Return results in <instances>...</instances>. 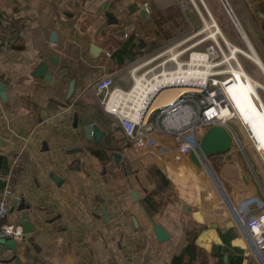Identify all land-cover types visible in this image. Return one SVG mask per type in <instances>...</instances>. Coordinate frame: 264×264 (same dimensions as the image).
<instances>
[{"label":"crops","instance_id":"0c3cea01","mask_svg":"<svg viewBox=\"0 0 264 264\" xmlns=\"http://www.w3.org/2000/svg\"><path fill=\"white\" fill-rule=\"evenodd\" d=\"M227 1L255 20L246 23L251 35L240 24L264 49V11L257 21L252 7L264 0ZM207 10L216 19L208 0H0V137L10 142L0 174L14 165L5 221L28 213L35 226L16 249H2L0 264H256L220 204L264 205V180L240 145L230 158L207 156L212 176L194 163L138 155L93 90L108 75L132 89V62L152 44L193 31L198 19L203 27ZM42 64L49 80L34 75ZM253 103L251 116L234 111L264 159V102L261 110Z\"/></svg>","mask_w":264,"mask_h":264},{"label":"built area","instance_id":"2783aa9c","mask_svg":"<svg viewBox=\"0 0 264 264\" xmlns=\"http://www.w3.org/2000/svg\"><path fill=\"white\" fill-rule=\"evenodd\" d=\"M222 3L232 17L223 1ZM230 8L235 15L231 6ZM53 45L56 43L54 42ZM203 52L209 53L208 58L212 62L219 56V53L225 57L223 46H217L214 42ZM227 65L229 66L228 63ZM230 78L231 74L228 77H224L223 74H211L206 82L201 84V91L183 93L175 103L156 108L146 116L145 112L138 113L129 108L130 106H126L124 111L117 112H110L106 109L107 99L117 89L112 76L108 75L97 80L93 85V90L101 98L105 111L115 117L135 153L169 156L182 164H195L191 155L192 153L197 154L201 149V137L206 129L212 124H228L229 120L237 118L225 94V85L228 84ZM227 108L229 110L226 113ZM160 133L171 138L173 144L169 145L158 140L157 134ZM200 163L207 174L212 176L208 157L200 158ZM13 167L14 165L8 172L0 174V252L3 249L1 239H13L17 245H21L26 235L21 223L5 221L11 211V200L14 195ZM220 204L232 220L241 227L247 241V251L256 264H264V205L256 209L254 208L255 200L237 203L228 198L220 199Z\"/></svg>","mask_w":264,"mask_h":264},{"label":"rangeland","instance_id":"374dc122","mask_svg":"<svg viewBox=\"0 0 264 264\" xmlns=\"http://www.w3.org/2000/svg\"><path fill=\"white\" fill-rule=\"evenodd\" d=\"M208 3L210 7L212 8L215 14L216 20L219 23L221 29L223 30L228 40H230L231 43L248 51V47H247L245 39L243 38L238 27L235 25L232 17L227 12L222 1L221 0H208ZM240 4L242 5L244 12H246V14L249 16L250 15L249 10H251L250 7L249 9L248 8L246 9L245 8L246 6L244 7L243 3L240 2ZM232 6L234 7V5ZM252 7L253 9L255 8V15L258 18V19L257 18L255 19L259 21L260 18L258 16V12L264 11V1H261V3L259 4H257V2L253 3ZM234 9L237 12L236 15L239 21L241 22V24L243 23L242 25H244L247 28V30L249 31V35H251L249 27L246 24L247 21L250 20L251 17H245L244 15L240 16L239 11L235 7ZM207 20L209 19L207 18ZM251 21H255V20L251 18ZM200 29H202V24L198 19L197 21H195V28L193 31L179 34L178 36H174V38L168 41H163V42L160 41L159 44L158 43L152 44V46H150L149 49L144 50L142 54L138 57V59H136L130 65V70L134 71L135 78L137 79L138 76H144L146 78L144 80L145 82L148 79L153 78L155 75H159L160 73H163L164 70H166L167 72L176 70L178 65L175 60H170V58L177 52H182L178 55L179 59L186 62L190 59L191 52L205 51L206 48L210 44H213L212 39H208L207 41L197 45L196 47H191L195 42L199 41L201 38H203L204 36L208 34V32L198 33ZM252 42L254 44L256 43L254 42V40ZM161 43L163 45L159 47ZM222 44H223L222 46H223V52L225 54V57L226 56L228 57L231 53V50L228 47H226L224 43ZM257 46L258 48L256 47L255 48L257 52L259 53V55L261 56V58L264 60V49L259 43H257ZM227 48L229 49V53H228ZM238 58H239L238 59L239 63L244 67V69H246L249 75L253 79L264 84V74L262 70L254 62L248 59L246 56L242 54H238ZM223 59H224V56L219 53V56L213 62H216V61L219 62ZM231 61L234 67L238 66L237 62L233 60ZM227 63H224L220 67H215V69L228 70L230 67L227 65ZM200 69H202V66H200ZM223 76L228 77L230 76V73H225L223 74ZM225 93H226L227 98L231 102V106L233 110H236V112L240 113L242 109H245L246 112L251 116L252 110H253L252 104H254L253 100L256 106H258L261 110V107L257 99L254 97L249 86L243 80V78H241L238 75L231 74V78L229 79L228 84L225 85ZM259 95L264 102V90L263 89H259ZM228 110L229 109L227 108L225 112L227 113ZM231 123L234 126V128L238 131L239 133L238 135H240L239 137L242 140V144L244 146L245 152L252 164V167L255 173L258 175V179L264 180V159L261 156L260 152L256 149L253 140L249 136L250 134L249 131L245 128L244 124H242L238 115H237V118L231 119Z\"/></svg>","mask_w":264,"mask_h":264},{"label":"bare ground","instance_id":"6f19581e","mask_svg":"<svg viewBox=\"0 0 264 264\" xmlns=\"http://www.w3.org/2000/svg\"><path fill=\"white\" fill-rule=\"evenodd\" d=\"M209 10H207L209 20H206L204 28L202 27V31L208 32V34L199 41L195 42L191 47H196L208 39H212L213 42L217 44V46L222 47V43H224L226 47L231 50V53L228 57H224L223 60L217 63H212V61H210L208 58V52L195 51L192 53L191 58L184 62L183 60L179 59L178 56L182 52H177L170 58V60L176 61L178 65L176 70L168 72L164 70L163 73L155 75L153 78L148 79L145 82L144 80L146 78L144 76H138L136 79V84L132 89L125 91L123 89L117 88L112 93V95L106 101V109L110 112H117L124 111L126 106H130L129 108L135 110L138 113L145 112L146 116L156 108L175 103L178 97L183 93L201 91V84L206 82L211 74H225L227 72L243 78L252 91L253 95L259 102L262 103L261 97L259 95V89L264 90V84L253 79L238 60V54L246 56L248 59L254 62L264 74V63L260 55L242 29L236 14L233 15L231 12L233 20L235 21L239 31L246 41L248 51L231 43L230 40H228L219 23ZM231 60L237 62L238 66L234 67ZM227 62L230 64V68L228 69L229 71L224 69H215V67H220ZM200 66H203L204 68L202 67V69H200ZM119 108H121V110ZM175 177V174H172V178Z\"/></svg>","mask_w":264,"mask_h":264},{"label":"water","instance_id":"95a60500","mask_svg":"<svg viewBox=\"0 0 264 264\" xmlns=\"http://www.w3.org/2000/svg\"><path fill=\"white\" fill-rule=\"evenodd\" d=\"M225 4V6L228 8L230 12H232L229 3L227 0H222ZM141 13L145 14L146 9H141ZM233 13V12H232ZM234 15V13H233ZM53 60V58H51ZM35 76L37 77H44L46 79H50V76L47 72V65L42 64L38 67L36 70ZM74 89V81H71L70 83V93H72ZM0 92L1 96L4 99L5 98V93H6V85L3 82H0ZM77 118V115H76ZM237 142L240 147L242 148V151L251 167V169L254 171L252 164L238 138V135L234 131V129L229 125V124H212L210 125L206 131L203 133L201 137V149L198 151V153H192V159L195 162L197 166H201L200 163V157L203 158L204 156L208 155H214V154H219V153H226L228 158L232 156L231 148L234 144V142ZM10 146V142L3 139L0 137V152H4L6 148ZM255 173V171H254ZM256 174V173H255ZM133 194L136 195V191H133ZM21 206L18 208L20 210ZM104 214L106 216V210L104 209ZM28 213H25L21 217V224L23 226L24 232H32L35 230V226L31 223L28 217ZM156 231L159 235L160 238H164L165 236V231L160 227L157 226ZM1 242L3 243V248H12L16 249L17 244L13 239H1Z\"/></svg>","mask_w":264,"mask_h":264}]
</instances>
